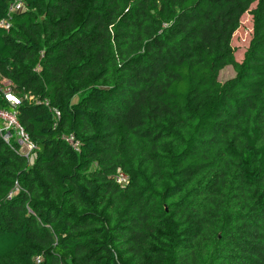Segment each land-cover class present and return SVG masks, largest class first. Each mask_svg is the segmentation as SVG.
<instances>
[{"label":"trees","instance_id":"obj_1","mask_svg":"<svg viewBox=\"0 0 264 264\" xmlns=\"http://www.w3.org/2000/svg\"><path fill=\"white\" fill-rule=\"evenodd\" d=\"M12 1L0 107L37 148L0 123V264H264V0Z\"/></svg>","mask_w":264,"mask_h":264},{"label":"built area","instance_id":"obj_2","mask_svg":"<svg viewBox=\"0 0 264 264\" xmlns=\"http://www.w3.org/2000/svg\"><path fill=\"white\" fill-rule=\"evenodd\" d=\"M24 1L23 0H14L9 5V11L8 15H11L15 12L21 11L24 8ZM0 26L2 27H8V20L3 19L0 21ZM1 91L4 94V97L13 105L17 106L21 103V99L17 97L11 87L10 82L5 80L3 82V87L0 88ZM60 117V111L58 109L55 110V118ZM0 123L1 131H2V137L9 143L11 142L14 144H17L19 147V151L25 155L29 160L34 159L36 157V148L37 146L35 143L32 142V140L29 138L28 134L25 132L24 128L20 124L17 118V114L15 111H9L7 109L0 107ZM65 140L72 145L75 149H78L79 142L74 138V136L71 135H65ZM15 140V141H14ZM128 174L125 173L122 170H118V172L115 175V181L121 185H125L128 181ZM14 192L11 191L9 193L8 199L12 198Z\"/></svg>","mask_w":264,"mask_h":264},{"label":"rangeland","instance_id":"obj_3","mask_svg":"<svg viewBox=\"0 0 264 264\" xmlns=\"http://www.w3.org/2000/svg\"><path fill=\"white\" fill-rule=\"evenodd\" d=\"M254 3L251 8H254ZM252 36V16L249 13L242 17L241 27L237 30L233 37V46L236 48L235 56L238 61L244 59L245 50L249 45ZM236 75V71L231 65H226L219 72V80L225 82Z\"/></svg>","mask_w":264,"mask_h":264}]
</instances>
